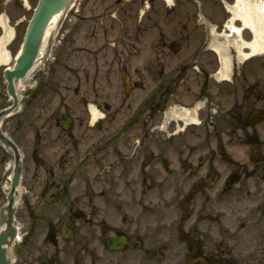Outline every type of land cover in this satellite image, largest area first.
<instances>
[{"label": "flooded vegetation", "instance_id": "obj_1", "mask_svg": "<svg viewBox=\"0 0 264 264\" xmlns=\"http://www.w3.org/2000/svg\"><path fill=\"white\" fill-rule=\"evenodd\" d=\"M204 35L178 67L187 81L160 65L153 106L107 147L144 88L143 77L132 89L113 75L126 65L119 54L100 61L97 49L94 66L81 61L75 78L51 64L26 89L41 162L22 173L12 264H264V87L258 61L241 57L255 32L224 13ZM18 47L0 50V111L11 101L1 53ZM174 106L187 123L169 117ZM6 118L1 127L15 140L18 117ZM10 152L0 140V213Z\"/></svg>", "mask_w": 264, "mask_h": 264}, {"label": "rangeland", "instance_id": "obj_2", "mask_svg": "<svg viewBox=\"0 0 264 264\" xmlns=\"http://www.w3.org/2000/svg\"><path fill=\"white\" fill-rule=\"evenodd\" d=\"M79 1L81 4L79 5L77 3L69 11L62 26L58 28L57 40H61L62 37L65 38V36L66 40L60 46L57 45L55 49V55H57V62L54 64L55 66L72 61L76 42L84 39L86 36L85 28L91 27L92 24L96 25V27H102V25H100L101 21H104L107 28H112V31L108 34L99 31L98 35L92 40V45H98V43L106 44L107 39L110 41L112 40V44L108 47L111 56L106 57L104 60L111 59L117 50L127 59L133 60V66L128 69V72L133 73L136 68L142 69L143 67L145 69L143 75L146 76L147 83L146 92L148 93L154 88L156 69L159 65V60H161L162 65L166 66L167 71L172 72L178 65L189 59L191 55V47L188 40V28H186L185 25L190 24L193 26V17H191L190 13L193 8H195V4H190V1L178 0L179 3L177 8L172 12L165 8L164 3H161L163 0L156 1L155 6L158 7L156 17L160 20L161 30L163 31L162 35L160 34L159 28L155 27L154 19L148 22L149 26L144 27L140 35L136 34L135 26L139 18L138 7L139 1L141 0H135L136 2L132 4L131 2L125 4V0ZM37 2L38 0H0V12H4V10L7 12L11 20L10 24L15 29L16 36L12 42L14 45H20L22 42L25 29ZM200 2H205L203 10H207V13L214 19H218L220 12H223L222 8L218 6L220 5L218 0H200ZM79 7H81L83 15H85V19L83 20L79 19ZM125 10L128 15H126ZM110 11H112V14H110ZM115 16H118L121 19H128L130 30L121 34V29L118 21L114 18ZM172 42H176L180 45L178 53L172 52L170 48ZM160 44H165L166 46H160L159 48ZM115 70L119 75L118 68H115ZM37 77H42L41 73H39ZM29 82L35 84L36 79H31L28 83ZM182 95L184 98H187L186 92L182 91ZM25 98L22 101V106H24L21 107L24 108L22 111V118H18L20 127L16 135V140L19 143L22 152L28 156L25 159L26 171L28 169V163L32 164L29 160H31L30 157L32 156L30 149L35 144V139L32 134V130H35V127H32V124L30 126L23 125V123L27 124L25 116L27 110L25 106ZM17 117H19V115ZM42 123L43 121L39 120L37 125L39 126Z\"/></svg>", "mask_w": 264, "mask_h": 264}, {"label": "bare ground", "instance_id": "obj_3", "mask_svg": "<svg viewBox=\"0 0 264 264\" xmlns=\"http://www.w3.org/2000/svg\"><path fill=\"white\" fill-rule=\"evenodd\" d=\"M171 1V0H169ZM232 11L235 12V15H241L245 22L251 24L254 27V30L257 35V43L252 48L253 50L264 49V45H261V38H264V1L262 0H237L235 6H233ZM60 14H57L52 19L49 27L46 30L45 37L42 45V53H45L47 50V44L49 38H52L57 31V23ZM0 24L5 27L6 33L0 40V45H4L7 41L13 36V29L8 25L7 17L5 15L0 16ZM43 65V60H37L34 69L39 68ZM31 73L29 72L22 81L20 80L18 87L22 88L25 82L31 78ZM24 80V81H23ZM187 120V118L185 119Z\"/></svg>", "mask_w": 264, "mask_h": 264}, {"label": "water", "instance_id": "obj_4", "mask_svg": "<svg viewBox=\"0 0 264 264\" xmlns=\"http://www.w3.org/2000/svg\"><path fill=\"white\" fill-rule=\"evenodd\" d=\"M69 0H40L35 16L30 22L22 56L18 60L16 73L24 74L31 66L49 19L68 4ZM27 28V27H26ZM26 30V29H25Z\"/></svg>", "mask_w": 264, "mask_h": 264}]
</instances>
